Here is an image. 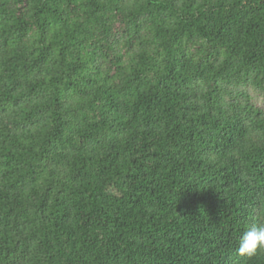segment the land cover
Here are the masks:
<instances>
[{"label": "trees", "instance_id": "obj_1", "mask_svg": "<svg viewBox=\"0 0 264 264\" xmlns=\"http://www.w3.org/2000/svg\"><path fill=\"white\" fill-rule=\"evenodd\" d=\"M253 92L264 0H0V264H264Z\"/></svg>", "mask_w": 264, "mask_h": 264}, {"label": "clouds", "instance_id": "obj_2", "mask_svg": "<svg viewBox=\"0 0 264 264\" xmlns=\"http://www.w3.org/2000/svg\"><path fill=\"white\" fill-rule=\"evenodd\" d=\"M237 252L240 256L252 257L264 252V223L252 225L239 239Z\"/></svg>", "mask_w": 264, "mask_h": 264}, {"label": "rangeland", "instance_id": "obj_3", "mask_svg": "<svg viewBox=\"0 0 264 264\" xmlns=\"http://www.w3.org/2000/svg\"><path fill=\"white\" fill-rule=\"evenodd\" d=\"M191 49H192V51L194 50V48H191ZM254 97H255L256 101L260 105H263L264 106V94L263 93H254Z\"/></svg>", "mask_w": 264, "mask_h": 264}]
</instances>
